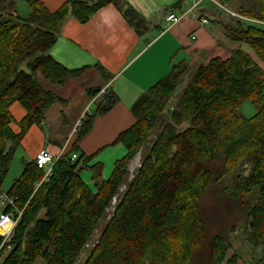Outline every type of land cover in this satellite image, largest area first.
Segmentation results:
<instances>
[{"label": "trees", "instance_id": "trees-1", "mask_svg": "<svg viewBox=\"0 0 264 264\" xmlns=\"http://www.w3.org/2000/svg\"><path fill=\"white\" fill-rule=\"evenodd\" d=\"M27 1L31 10L24 16L16 5L0 0V195L6 192L14 198L4 210H22L11 239L3 243L0 234V255L7 251L2 264H35L40 256L45 264H76L190 64H173L134 102L135 120L115 140L122 141L127 152L116 159L108 178L102 177L101 162L88 164L95 152L80 151L79 141L95 116L118 100L111 91L82 119L73 145L55 162L49 177L43 179L45 170L34 158L25 161L4 191L17 146L56 99L42 86L37 71L63 83L70 73L84 69L69 68L51 53L66 17L72 13L85 22L113 2L139 34L149 28L148 20L123 0H66L55 10L44 0ZM247 3L243 13L264 18V0ZM224 28L230 39L246 42L264 61V27L232 16ZM100 89L89 92L95 95ZM248 99L259 105L250 116L241 110ZM15 101L27 110L19 131L11 125ZM185 121L188 124L178 129ZM219 160L221 166L215 168ZM243 164L249 169L237 174L230 193L240 198L256 193V201L247 206V230L252 244L262 246L257 263L264 264V67L251 52L237 47L226 57L215 55L196 66L84 264H224L227 237L217 234L208 241L200 200L223 171ZM86 167L94 170L95 189L81 176ZM131 229L135 231L126 235ZM235 261L229 258L228 264Z\"/></svg>", "mask_w": 264, "mask_h": 264}, {"label": "crops", "instance_id": "crops-1", "mask_svg": "<svg viewBox=\"0 0 264 264\" xmlns=\"http://www.w3.org/2000/svg\"><path fill=\"white\" fill-rule=\"evenodd\" d=\"M8 1L18 9V0ZM44 1L55 10L66 0ZM123 1L148 20L149 28L143 34L136 31L113 2L101 6L85 22L72 13L63 21L51 53L69 68L84 69L79 74L70 73L63 83L53 82L41 70L37 71L42 86L53 91L56 99L46 109L42 121L32 124L17 146L10 162L9 181L20 175L25 161L34 159L42 147L56 154L69 150L82 119L93 113L98 101L111 91L118 100L105 113L95 116L91 129L79 141L80 151L95 152L88 164L101 162L102 177L108 178L116 159L127 152L126 145L115 140L134 122L132 106L138 97L164 77L173 64L188 61L193 66L215 55L226 57L239 43L227 36L224 23L232 16L219 14L216 0H199L194 10L178 22L167 19L168 11L181 13L195 0H183L182 4L181 0ZM222 1L230 9L242 12L248 0ZM201 17H208L209 21L202 22ZM107 85L106 91L101 92ZM98 86L101 89L95 95L90 94L89 89ZM11 109L14 115L11 125L19 131L20 120L27 110L19 101ZM93 173V169L86 167L81 176L95 189Z\"/></svg>", "mask_w": 264, "mask_h": 264}, {"label": "rangeland", "instance_id": "rangeland-1", "mask_svg": "<svg viewBox=\"0 0 264 264\" xmlns=\"http://www.w3.org/2000/svg\"><path fill=\"white\" fill-rule=\"evenodd\" d=\"M247 0H245L246 2ZM247 3V2H246ZM248 4V3H247ZM250 5V4H249ZM18 9L19 12L26 16L30 11V5L26 0H18ZM219 14H222L223 17L228 16L227 11L219 7ZM246 23H250L245 21ZM264 27V24L256 23ZM237 47H241L245 50L251 52L258 62L264 67V61L257 55L255 50L246 42L239 41ZM199 64V63H198ZM197 64V65H198ZM196 64L190 66V69L186 71L183 75V78L180 84L177 86L175 91L172 93L169 101L166 104V108L160 114V120L152 129L150 135L147 138V141L140 148L139 152L135 158L131 161L130 172L126 176L124 183L121 185L118 193L114 196L110 206L107 208L105 215L100 219V222L95 226L90 239L88 240L84 250L80 254L76 264H84L87 257L91 253L92 249L95 247L97 242L100 240V236L110 222L116 206L121 200L123 194L125 193L130 182L134 178L137 168L139 167L144 155L150 150L152 142L155 140L157 135L161 132L166 122L170 120L171 110L174 109L180 99L183 96V91L185 86L188 84V81L191 77V74L195 70ZM258 103L253 102L252 100H246L242 106L241 110L247 116L254 114L258 110ZM188 124V121H185L183 124L178 125V129L184 128ZM137 161V162H136ZM11 162V161H10ZM136 163V164H135ZM223 165V164H222ZM213 166L219 168L221 166V161L214 162ZM249 169L248 164H243L239 166L232 167L229 171H223L221 177L218 181L212 182L210 187H208L207 192L200 200V209L202 214V220L207 229V239L208 241L212 240L213 237L217 234H220L229 244L226 247V257L223 260L224 264H228L229 258H236V261L233 264H258L257 259L262 254V246H255L249 239L248 235V221H247V212L248 205L256 201V193L247 195L244 198L235 197L231 194L232 187L236 182V176L241 171L247 172ZM14 168L12 173H14ZM8 175L3 180L2 188L4 190L8 189L13 181L10 180V171ZM219 173V172H218ZM14 180V179H13ZM4 207L2 204V198L0 195V216L3 212ZM141 230L140 225H136V228ZM135 229L127 231L125 234L133 233ZM122 235L116 234L117 237ZM226 246V241H225ZM7 251L0 255V261L4 259ZM149 259H147L148 261ZM35 264H45V259L43 257H38Z\"/></svg>", "mask_w": 264, "mask_h": 264}, {"label": "built area", "instance_id": "built-area-1", "mask_svg": "<svg viewBox=\"0 0 264 264\" xmlns=\"http://www.w3.org/2000/svg\"><path fill=\"white\" fill-rule=\"evenodd\" d=\"M199 0H195L193 4L187 5V7L181 12V13H176L173 10L168 11L167 13V19L172 21V22H178L180 21L183 17L187 16L194 10L196 5L198 4ZM216 4L218 7H221L227 13L231 16L237 17L239 19H242L244 21L252 22V23H260L264 24V18H258L254 16L247 15L243 12L240 11H235L233 9H230L227 5L226 2L222 0H216ZM202 22H208L209 18L208 17H201ZM193 37H196V35H193ZM108 88L107 86H104L101 90V92H105L106 89ZM81 124V123H80ZM62 153H54L50 151L46 147H42L39 149V151L35 155V160L36 163L39 167L44 168V176L43 179L49 177L52 173L53 165L55 162L61 157ZM77 156V153L72 154V158L74 159ZM2 198V204L3 207L5 208L9 204L14 203V198L10 197L7 195L6 192H3L1 194ZM18 213V214H17ZM22 213L21 209L17 208H11L8 211L3 210L0 216V234L3 236V243L11 239L14 233V229L17 225L18 219L20 214Z\"/></svg>", "mask_w": 264, "mask_h": 264}]
</instances>
